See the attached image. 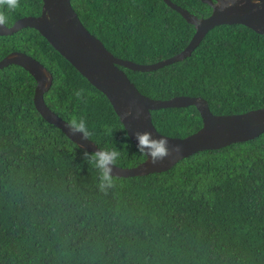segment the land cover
<instances>
[{
	"label": "trees",
	"instance_id": "1",
	"mask_svg": "<svg viewBox=\"0 0 264 264\" xmlns=\"http://www.w3.org/2000/svg\"><path fill=\"white\" fill-rule=\"evenodd\" d=\"M70 1L107 50L140 64L180 52L195 32L163 0ZM171 1L198 17L210 13L201 0ZM41 7L18 0L10 25ZM12 51L52 73L47 106L67 122L83 116L90 140L121 153L116 165L145 159L107 97L37 30L0 36V59ZM121 69L154 99L200 96L217 115L264 107V34L241 24L213 27L189 56L161 68ZM35 86L17 64L0 69V264H264V131L165 171L116 176L101 191L83 149L36 110ZM151 117L170 137L202 125L193 105L151 110Z\"/></svg>",
	"mask_w": 264,
	"mask_h": 264
},
{
	"label": "water",
	"instance_id": "2",
	"mask_svg": "<svg viewBox=\"0 0 264 264\" xmlns=\"http://www.w3.org/2000/svg\"><path fill=\"white\" fill-rule=\"evenodd\" d=\"M41 12L15 20L8 27L0 25V36L13 35L23 28L37 30L49 44L58 51L74 68L109 100L119 117L130 140L136 144L137 131H149L153 136L163 135L153 125L151 110L167 107L197 108L201 127L185 137H169V148L181 145L179 152L172 150L162 161L152 163L147 158L132 167L112 166L116 176L129 177L165 171L178 161L198 151L215 150L232 143L253 139L264 131V107L237 114H213L207 101L200 96L178 95L169 99H154L139 92L121 67L134 71H151L179 61L193 51L204 35L220 24H241L253 31L264 34V7L254 0H201L211 6V13L198 17L171 0H163L176 10L195 32L188 44L178 53L157 62L140 64L115 57L104 44L91 34L81 23L70 0H41ZM17 64L34 78L33 103L40 115L50 124L59 128L80 148L89 152L98 146L89 138L82 139L80 133L69 131L68 122L52 111L44 100L45 92L52 84L53 76L37 59L22 51H12L0 59V69ZM132 108L131 114L128 113Z\"/></svg>",
	"mask_w": 264,
	"mask_h": 264
},
{
	"label": "clouds",
	"instance_id": "3",
	"mask_svg": "<svg viewBox=\"0 0 264 264\" xmlns=\"http://www.w3.org/2000/svg\"><path fill=\"white\" fill-rule=\"evenodd\" d=\"M260 7H264V0H254ZM18 6V0H0V25L8 27L11 23L9 13ZM132 108L129 107L128 113L131 114ZM68 128L72 133H80L82 139H88L91 133L88 129V124L83 116L73 115L68 120ZM106 131L111 133L112 129L106 126ZM124 136H128V132H124ZM136 150L144 154L147 158H151L152 163L162 161L169 155L170 151L179 152L181 145H172L169 148V137L166 135L153 136L149 131H137ZM125 140L123 143L127 144ZM81 147V146H80ZM82 155L87 163L91 164L97 170V186L101 191H107L112 188L116 182V175L112 171V166L117 164L121 153L115 147H98L89 152L86 148L83 149Z\"/></svg>",
	"mask_w": 264,
	"mask_h": 264
},
{
	"label": "flooded vegetation",
	"instance_id": "4",
	"mask_svg": "<svg viewBox=\"0 0 264 264\" xmlns=\"http://www.w3.org/2000/svg\"><path fill=\"white\" fill-rule=\"evenodd\" d=\"M206 4H207V3H206ZM211 11H212V9H211V6H210V13H211ZM210 13H209V14H210ZM209 14H208V15H209ZM208 15H207V16H208ZM204 17H205V16H204Z\"/></svg>",
	"mask_w": 264,
	"mask_h": 264
}]
</instances>
